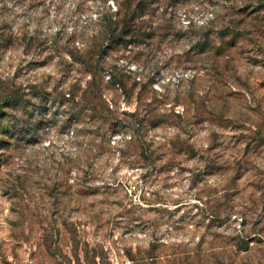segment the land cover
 <instances>
[{"label":"rangeland","instance_id":"1","mask_svg":"<svg viewBox=\"0 0 264 264\" xmlns=\"http://www.w3.org/2000/svg\"><path fill=\"white\" fill-rule=\"evenodd\" d=\"M122 1L0 0V89L20 96L2 125L23 147L4 152L0 264H264V0H157L159 36L112 45ZM73 41L96 45L124 123L69 117L62 92L92 79L60 54ZM146 82L188 117L136 125Z\"/></svg>","mask_w":264,"mask_h":264},{"label":"trees","instance_id":"2","mask_svg":"<svg viewBox=\"0 0 264 264\" xmlns=\"http://www.w3.org/2000/svg\"><path fill=\"white\" fill-rule=\"evenodd\" d=\"M153 1V2H152ZM123 0L119 3V8L116 11V16L114 19L108 20L105 23L104 28L102 29V35L110 39L112 45L122 43L126 39H148L156 38L159 36L161 28L159 25H153V20L155 18L156 9L155 4L157 0ZM165 29V28H163ZM75 35L73 36L74 40ZM96 45H90L87 48H80L76 46L73 41L67 49L60 51L61 55L65 57L69 56L72 67L75 64H80L81 71L83 74L91 73L92 79L87 82L85 87H82L81 81L78 79L75 81V84L71 85L68 92L63 91L62 96L66 101V104L69 107V117L75 115L78 119L88 120L89 124L97 123L100 124H121L124 123V116L126 112H122L118 105L117 100H108L105 97V86L101 82V78L98 77V72H94L95 66L98 64L96 61ZM52 51H56L53 50ZM54 53V52H53ZM41 54L38 53V56ZM64 62V61H63ZM97 69V68H96ZM112 86L119 85L123 88L124 92H128L124 83H116L114 81L110 82ZM149 86V82L144 83L143 88L137 94V108L129 116L133 119L136 125H141L143 123H154L160 124L166 121L174 122L177 119H185L188 117V110H185L183 113L176 112L174 108L163 109L157 107V96L149 100L146 87ZM116 88V87H114ZM16 93L13 87L8 84L3 83L2 88L0 89V173L4 165L3 158L10 149L16 154H22L23 148L21 145L22 141L16 140V127L15 125H10L2 123L8 118L6 110L14 109L20 101V96ZM154 93H156L154 91ZM142 126V125H141ZM7 138V139H6ZM12 139H15V142H12ZM124 148H127V151L131 152L134 150H140L142 154H146L150 151L151 145L146 143V140L141 141V138L133 137L130 140L123 141ZM172 145V143L170 142ZM22 152V153H21ZM152 155L149 156L152 161ZM125 156V149L122 150V157ZM8 158V156H7ZM63 166V164H61ZM63 169V167H61ZM84 178L82 179V195L81 198H86L93 196V184L94 174L89 171H83ZM65 183V184H64ZM56 181L53 185L54 189H60L63 185H68V180L66 181ZM19 187V185L14 184L11 187V190H14ZM59 199L56 196L55 200ZM151 259H154L155 256L152 254ZM147 260V259H146ZM151 260L150 262H153ZM143 264H149V261L144 262Z\"/></svg>","mask_w":264,"mask_h":264}]
</instances>
